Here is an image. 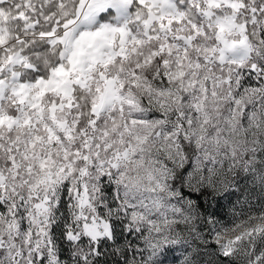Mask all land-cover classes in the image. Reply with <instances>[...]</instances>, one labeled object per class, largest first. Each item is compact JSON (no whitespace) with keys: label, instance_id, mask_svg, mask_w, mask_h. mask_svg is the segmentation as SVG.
Returning a JSON list of instances; mask_svg holds the SVG:
<instances>
[{"label":"clouds","instance_id":"obj_1","mask_svg":"<svg viewBox=\"0 0 264 264\" xmlns=\"http://www.w3.org/2000/svg\"><path fill=\"white\" fill-rule=\"evenodd\" d=\"M0 264H264V0H0Z\"/></svg>","mask_w":264,"mask_h":264}]
</instances>
